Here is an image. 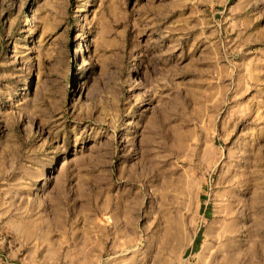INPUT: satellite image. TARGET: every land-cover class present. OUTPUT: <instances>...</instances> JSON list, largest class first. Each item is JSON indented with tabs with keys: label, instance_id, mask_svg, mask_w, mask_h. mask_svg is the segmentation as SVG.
Segmentation results:
<instances>
[{
	"label": "rangeland",
	"instance_id": "rangeland-1",
	"mask_svg": "<svg viewBox=\"0 0 264 264\" xmlns=\"http://www.w3.org/2000/svg\"><path fill=\"white\" fill-rule=\"evenodd\" d=\"M179 262L264 264V0H0V264Z\"/></svg>",
	"mask_w": 264,
	"mask_h": 264
},
{
	"label": "bare ground",
	"instance_id": "bare-ground-1",
	"mask_svg": "<svg viewBox=\"0 0 264 264\" xmlns=\"http://www.w3.org/2000/svg\"><path fill=\"white\" fill-rule=\"evenodd\" d=\"M225 216H226L225 218L228 219V222L227 221H226V223L224 222L223 223V226H226V231L231 234V232L228 231V226H231L233 224V213H232V211L228 210L225 213ZM229 238H230V236H229ZM223 246L228 250L227 254L229 256H231V257L233 256V252L234 251L235 252H240L241 251L240 246L238 244L234 243L232 240L227 241ZM197 261L198 262H203V263H206L207 262L205 260V257L202 256V255L201 256H198ZM183 263L184 262H181V263L179 262V264H183Z\"/></svg>",
	"mask_w": 264,
	"mask_h": 264
}]
</instances>
